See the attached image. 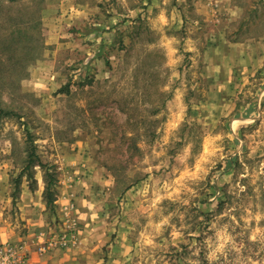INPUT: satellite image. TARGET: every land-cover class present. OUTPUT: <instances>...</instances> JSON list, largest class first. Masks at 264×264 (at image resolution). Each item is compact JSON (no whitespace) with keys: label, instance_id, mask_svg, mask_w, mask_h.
Returning a JSON list of instances; mask_svg holds the SVG:
<instances>
[{"label":"rangeland","instance_id":"374dc122","mask_svg":"<svg viewBox=\"0 0 264 264\" xmlns=\"http://www.w3.org/2000/svg\"><path fill=\"white\" fill-rule=\"evenodd\" d=\"M0 105V248L26 264H264V0H0Z\"/></svg>","mask_w":264,"mask_h":264},{"label":"crops","instance_id":"0c3cea01","mask_svg":"<svg viewBox=\"0 0 264 264\" xmlns=\"http://www.w3.org/2000/svg\"><path fill=\"white\" fill-rule=\"evenodd\" d=\"M45 188L46 185L40 183L38 190L26 189L21 194L20 206L24 212V220L27 222L25 227L29 230L28 238L30 240L35 239L41 231L47 230L53 220L44 202ZM68 192L71 191L68 190ZM83 258V256H75L74 252H55L41 256L32 251L30 264H80L83 262Z\"/></svg>","mask_w":264,"mask_h":264},{"label":"built area","instance_id":"2783aa9c","mask_svg":"<svg viewBox=\"0 0 264 264\" xmlns=\"http://www.w3.org/2000/svg\"><path fill=\"white\" fill-rule=\"evenodd\" d=\"M24 247L19 245H7L0 248V264H26L23 254Z\"/></svg>","mask_w":264,"mask_h":264},{"label":"trees","instance_id":"16d2710c","mask_svg":"<svg viewBox=\"0 0 264 264\" xmlns=\"http://www.w3.org/2000/svg\"><path fill=\"white\" fill-rule=\"evenodd\" d=\"M0 112H1V114L7 115V116L11 114V113L5 112L1 108V105H0ZM38 165L42 166V163L37 162L36 159L34 161V155L30 154L28 164L26 166V170H29L32 167L38 166ZM53 182H54V180L51 178V180L47 183L48 185H47V189H46V201H47L48 205H50V206L54 205V203L57 201L56 192L54 190H52V186L54 184Z\"/></svg>","mask_w":264,"mask_h":264}]
</instances>
